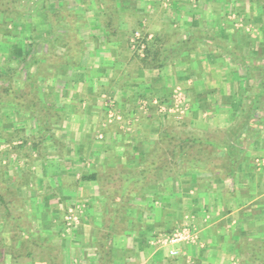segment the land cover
<instances>
[{"label": "crops", "instance_id": "obj_1", "mask_svg": "<svg viewBox=\"0 0 264 264\" xmlns=\"http://www.w3.org/2000/svg\"><path fill=\"white\" fill-rule=\"evenodd\" d=\"M73 1L80 9L82 0ZM111 4L120 13H109L116 21L107 27L97 9L78 12L77 44L68 47L78 52L73 57L60 49L62 63L50 69L46 82L44 111L61 118L57 125L34 118L37 140L20 154L18 171L2 172L21 200L0 204V264H264V163L256 165L264 161V123L257 135H232L244 120V88L255 81L220 52L222 46L239 45L245 54L264 47V0ZM135 31L148 49L145 58L130 50ZM174 86L184 90L189 110L184 123L168 131L200 138L196 145L211 155L199 159L207 168L173 171L168 183L140 189L141 197L132 196L137 189L130 186L122 189L131 195L124 206L106 204L103 179L116 191L112 181L123 167L147 165L165 130L163 115L150 102L169 104ZM104 96L114 101L121 122L104 124ZM142 100L150 103L144 111ZM0 110L22 115L11 107ZM229 148H235L231 155ZM92 174L95 180H85ZM17 176L23 184L15 188ZM74 202L68 207L79 221L67 226V205ZM184 222L199 232L198 244L175 245V255L155 244L158 235Z\"/></svg>", "mask_w": 264, "mask_h": 264}, {"label": "trees", "instance_id": "obj_2", "mask_svg": "<svg viewBox=\"0 0 264 264\" xmlns=\"http://www.w3.org/2000/svg\"><path fill=\"white\" fill-rule=\"evenodd\" d=\"M111 2L112 0H82L80 9H74L69 7L65 0H0V56L9 54L7 59L4 58L1 61L2 67L0 65V108L11 107L17 109L22 115L27 113L29 118L37 119L39 124L43 118L47 121V117L45 118L44 114L43 116L38 112L46 111L48 108L46 96L49 93L46 82L51 76L53 77L50 69H56L59 65L55 58L61 60L59 63L63 60L64 52L58 55L55 51L65 48L66 54L76 56L78 51L70 50L68 47L70 45L72 49L74 44H77L74 26L78 22L76 19L79 17L78 12L85 13L97 9L100 25L107 27L110 23H114L116 20L110 18L109 13L117 15L120 11ZM212 38L215 39V37ZM246 41V39L243 40V42ZM46 45L48 47L43 51L42 47ZM242 48L239 45H234L229 49L222 46V51H220L234 63L239 62L240 65L245 66L250 71V77L255 81V84L244 88L247 94L239 111L244 120L240 128L231 132L236 137L238 132L246 133L247 130L257 135L260 126L264 123V114L259 113L260 111L264 113V47L259 50L251 49L247 54L243 53ZM146 52L143 58L146 57ZM12 61L13 64H11ZM72 65L77 66L76 61H73ZM18 74L23 77L21 88L14 83V78ZM26 88L28 91H25ZM29 95L32 97L31 100L27 97ZM163 117L177 125L184 123V117L179 120L169 115H163ZM46 132L47 129L44 127L41 132L42 140L46 139ZM15 138L12 136L11 139ZM18 141L20 143L15 147L24 148L25 141L21 139ZM197 141L199 143L200 138L180 136L168 129L164 130L159 134L157 144L151 149L149 156L147 155L148 160L152 158L151 161L147 162L145 159L147 165L139 169L133 166H125L121 169L122 175L112 181L115 183L116 191L104 182L106 180L103 179L102 183L99 181L102 184V196L105 197L106 204L114 203L124 206L131 195L122 189L130 186L137 189L132 196L141 197L143 194L140 189L144 192L143 189L146 191L154 188L158 183L163 185L168 183L173 176V171L181 174L190 168L196 170L207 168L206 163L199 159L209 160L211 155H206V149L200 144L196 145ZM234 149H228L230 155L231 150ZM7 151V148L0 150V160L6 158ZM216 166L217 169L223 168L222 164H216ZM148 171H150L149 177L145 176ZM85 180H95V174L94 176L93 174L88 175ZM0 204L5 205L1 194Z\"/></svg>", "mask_w": 264, "mask_h": 264}, {"label": "built area", "instance_id": "obj_3", "mask_svg": "<svg viewBox=\"0 0 264 264\" xmlns=\"http://www.w3.org/2000/svg\"><path fill=\"white\" fill-rule=\"evenodd\" d=\"M130 50L140 56H143L145 50V43L140 31H135L129 39ZM105 103V121L104 124H113L116 121H122L121 116L114 110V101L107 96ZM156 107L159 115H169L176 120L183 118L189 110V104L185 92L180 86H174L170 93V103L164 104L158 100L150 102ZM148 100H142L139 103V109L144 111L150 104ZM101 138V135L98 134ZM263 160H257L256 165L260 167L263 165ZM76 214L72 209H69V213L65 216V222L67 226L76 223ZM200 242L199 232L191 226L188 222H184L181 225L175 227L170 233H163L157 236L155 244L160 247L167 248L169 255H175L177 250L173 248L175 245L180 244H198Z\"/></svg>", "mask_w": 264, "mask_h": 264}, {"label": "rangeland", "instance_id": "obj_4", "mask_svg": "<svg viewBox=\"0 0 264 264\" xmlns=\"http://www.w3.org/2000/svg\"><path fill=\"white\" fill-rule=\"evenodd\" d=\"M65 2L68 4L69 7H77V6H75V2L73 0H65ZM47 47H48L47 45L44 48L42 47V50L45 51V49H47ZM60 53H62V51H59L58 55H60ZM8 56H9L8 53L4 54L3 56H0L1 67L3 65V63L1 61H3L4 58L7 59ZM55 61H57V63L60 64L59 62L61 60L59 61L58 58L56 57ZM11 64H13V61L11 62ZM14 83L18 88H21L22 84H23V77L18 74L14 78ZM3 84H5V83H3ZM25 91H28V89L26 88ZM27 97H29L30 100L32 99L31 95H29ZM6 113H7L6 116L0 114V130H1L0 131V150H1V146H2L1 144L2 143L3 144L8 143L10 145V148L7 149L8 153L6 155V158L0 160V191L5 190V194H1L2 199H6V200L8 199V203L10 202V204H13L14 202H16V204H17V203H20L21 197L18 196V194H16V196L11 194L12 193L11 192L12 187L10 185H8V183L6 181H3L1 179L2 178V172L3 171L6 172L8 169H11L12 171H18L19 166H20L19 163H20V161H22L19 156L24 151V149H28L32 145L33 141L37 140V139L35 140V138L37 136L38 131L34 130L36 128L35 127L36 123L33 119H31L27 116L22 117V115L13 114L9 111H6ZM40 113H43L44 115L46 114L47 121L49 120V121L55 122L56 125L61 118V117L57 116V114H55L53 110L50 111L49 116L47 113H45L44 110H41ZM43 114H41V115H43ZM163 122H164V126H162V129H165V130L168 129L167 126H169V125L174 126L175 125L169 119H165V120H163ZM170 122L172 124H170ZM20 126H22L23 128H19ZM16 128H18V129H16ZM4 129H5V132L3 134ZM16 132H17V134H16ZM12 136H15L16 138L12 140L11 139ZM18 139L25 141V147L24 148L22 147V149H18L15 147L17 145L14 144L13 142L18 141ZM2 140H3V142H1ZM4 141H6V142H4ZM33 159H34V157H33ZM32 170L33 169L31 168L30 172H32ZM26 171H29V170H26ZM23 173H24V171L20 170V174H23ZM26 173H29V172H26ZM21 184H23V179H22V177L17 176L15 183H14L15 188H17ZM23 186L26 187L25 185H23ZM72 204L76 205L77 203L76 202L69 203L67 205V207L71 206ZM69 209L73 210V208L68 207L66 209L67 212H66L65 216L68 215ZM65 216H64V220H65ZM76 220L79 221L78 216H76ZM65 224H66V222H65Z\"/></svg>", "mask_w": 264, "mask_h": 264}]
</instances>
